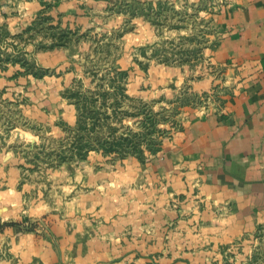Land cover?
I'll return each mask as SVG.
<instances>
[{"label":"rangeland","instance_id":"374dc122","mask_svg":"<svg viewBox=\"0 0 264 264\" xmlns=\"http://www.w3.org/2000/svg\"><path fill=\"white\" fill-rule=\"evenodd\" d=\"M228 1L39 0L28 27L0 33V76L35 88L0 90V264L171 259L129 250L124 209L116 222L95 200H113L124 165L156 158L189 116L221 112L228 91L209 56ZM204 75L206 90L195 87ZM44 81L61 103L53 113L40 106ZM184 230L210 252L205 264L264 263V226L256 248L237 239L213 250L198 227Z\"/></svg>","mask_w":264,"mask_h":264},{"label":"crops","instance_id":"0c3cea01","mask_svg":"<svg viewBox=\"0 0 264 264\" xmlns=\"http://www.w3.org/2000/svg\"><path fill=\"white\" fill-rule=\"evenodd\" d=\"M40 6L39 0H0V33L11 38L28 27ZM216 23L219 38L209 61L228 91L221 112L189 116L156 158L124 165L113 200H95L116 222L114 214L124 209L121 236L129 250L170 255L159 264H205L200 253L210 252L181 240L184 229L198 227L215 250L237 239L256 248L264 226V0H229ZM9 78L0 76V90L8 94L35 89L32 80ZM211 82L210 76L195 87L206 90ZM48 85L42 84L39 102L53 113L61 103Z\"/></svg>","mask_w":264,"mask_h":264}]
</instances>
